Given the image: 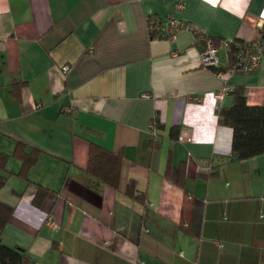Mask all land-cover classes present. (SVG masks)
Instances as JSON below:
<instances>
[{
  "label": "crops",
  "instance_id": "1",
  "mask_svg": "<svg viewBox=\"0 0 264 264\" xmlns=\"http://www.w3.org/2000/svg\"><path fill=\"white\" fill-rule=\"evenodd\" d=\"M176 2L0 0V152L13 173L16 143L40 152L0 188L13 207L1 237L30 264H264V154L229 161L217 119L238 86L264 105V56L227 73L219 45L214 71L198 38L264 42V0ZM167 16L194 29L152 35ZM89 141L121 153L117 189L87 172ZM39 184L56 196L36 206Z\"/></svg>",
  "mask_w": 264,
  "mask_h": 264
},
{
  "label": "trees",
  "instance_id": "2",
  "mask_svg": "<svg viewBox=\"0 0 264 264\" xmlns=\"http://www.w3.org/2000/svg\"><path fill=\"white\" fill-rule=\"evenodd\" d=\"M236 41L232 40L231 42ZM214 42L218 43L215 40ZM235 53L236 47L231 45L229 48L230 62L222 70H226L233 64ZM210 68L214 71L220 70L214 66ZM232 95L231 105L220 108L217 118L220 125L232 129L231 150L227 159L237 161L264 154V105H249L242 86L235 87L232 90ZM174 133L175 127H172L170 134ZM88 151L87 172L100 182L117 189L120 181L121 153L112 152L95 141H89ZM39 153V150L35 148L27 149L24 144L16 143L11 155L18 158L21 163L19 170L13 173L7 169L10 154L0 152V188L5 185L9 174H16L27 179V171L36 162ZM125 191L135 198H140L139 195L134 194V189L131 186H126ZM55 196L54 191L39 184L33 197V203L36 206H41L46 198ZM12 213L13 207L0 201V264L30 263L29 255L25 249L10 246L2 241V229L8 223Z\"/></svg>",
  "mask_w": 264,
  "mask_h": 264
},
{
  "label": "built area",
  "instance_id": "3",
  "mask_svg": "<svg viewBox=\"0 0 264 264\" xmlns=\"http://www.w3.org/2000/svg\"><path fill=\"white\" fill-rule=\"evenodd\" d=\"M182 0H177L175 3L176 8L182 7ZM178 29H191L194 27L188 23H184L179 21L172 16H167L164 19H160L157 17H152L149 22V30L152 33H156L159 36L166 37L168 39H172L175 37V33ZM198 38L202 41L203 47L200 50V61L202 66L211 67L216 63V52L219 45H223L228 49L231 45L236 47V53L234 62L231 66H229L225 71L227 73H234L237 71L243 72H255L258 69L261 58L264 56V42L261 38H253L246 42L239 43L231 42L227 40H220L218 43H215L214 40L202 33H198ZM69 70L68 65L62 66V71L66 72ZM224 73L223 71L217 72L218 75ZM225 89L218 90L214 93V97L216 99H221L223 95L226 93ZM192 99L200 101L201 98L192 96ZM149 128L151 131L155 132L156 122L152 120L149 124ZM177 139L181 142H188L191 140L190 132L188 130H181L178 134ZM47 223H51V218L48 217ZM30 264V263H26Z\"/></svg>",
  "mask_w": 264,
  "mask_h": 264
}]
</instances>
